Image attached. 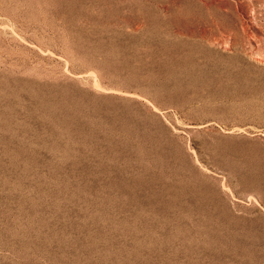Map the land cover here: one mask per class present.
<instances>
[{
    "label": "rangeland",
    "instance_id": "374dc122",
    "mask_svg": "<svg viewBox=\"0 0 264 264\" xmlns=\"http://www.w3.org/2000/svg\"><path fill=\"white\" fill-rule=\"evenodd\" d=\"M0 264H264V0H0Z\"/></svg>",
    "mask_w": 264,
    "mask_h": 264
}]
</instances>
